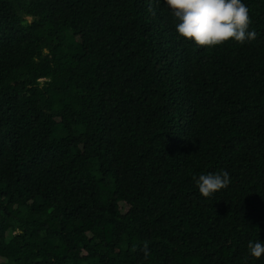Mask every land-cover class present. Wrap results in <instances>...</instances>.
<instances>
[{
	"label": "trees",
	"instance_id": "obj_1",
	"mask_svg": "<svg viewBox=\"0 0 264 264\" xmlns=\"http://www.w3.org/2000/svg\"><path fill=\"white\" fill-rule=\"evenodd\" d=\"M242 2L255 39L208 48L164 0H0V264H264V0Z\"/></svg>",
	"mask_w": 264,
	"mask_h": 264
},
{
	"label": "clouds",
	"instance_id": "obj_2",
	"mask_svg": "<svg viewBox=\"0 0 264 264\" xmlns=\"http://www.w3.org/2000/svg\"><path fill=\"white\" fill-rule=\"evenodd\" d=\"M164 3L178 21L175 28L179 36L199 47L214 48L230 40L243 44L255 39L256 33L249 31V9L242 0H164ZM230 182L227 171L200 175L196 179L199 193L205 198L227 188ZM247 247L254 258L264 254L262 242H249ZM147 249L145 241L142 249L145 257L149 255Z\"/></svg>",
	"mask_w": 264,
	"mask_h": 264
},
{
	"label": "rangeland",
	"instance_id": "obj_3",
	"mask_svg": "<svg viewBox=\"0 0 264 264\" xmlns=\"http://www.w3.org/2000/svg\"><path fill=\"white\" fill-rule=\"evenodd\" d=\"M53 136H54L55 138H59L60 136H62L61 130L58 129V130L54 133Z\"/></svg>",
	"mask_w": 264,
	"mask_h": 264
}]
</instances>
